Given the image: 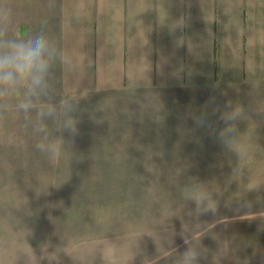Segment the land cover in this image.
<instances>
[{
	"label": "rangeland",
	"instance_id": "rangeland-1",
	"mask_svg": "<svg viewBox=\"0 0 264 264\" xmlns=\"http://www.w3.org/2000/svg\"><path fill=\"white\" fill-rule=\"evenodd\" d=\"M75 96L79 134L52 157L15 101L0 109V264H177L191 244L202 264L264 263V80ZM228 103L230 147L216 136ZM195 178L204 215L184 195Z\"/></svg>",
	"mask_w": 264,
	"mask_h": 264
},
{
	"label": "crops",
	"instance_id": "crops-1",
	"mask_svg": "<svg viewBox=\"0 0 264 264\" xmlns=\"http://www.w3.org/2000/svg\"><path fill=\"white\" fill-rule=\"evenodd\" d=\"M9 3L18 34L42 31L65 55L63 94L264 80V0Z\"/></svg>",
	"mask_w": 264,
	"mask_h": 264
},
{
	"label": "clouds",
	"instance_id": "clouds-1",
	"mask_svg": "<svg viewBox=\"0 0 264 264\" xmlns=\"http://www.w3.org/2000/svg\"><path fill=\"white\" fill-rule=\"evenodd\" d=\"M57 62H66L55 42L42 31L28 35L17 33L14 10L9 0H0V109L9 107L22 112L26 126L41 139L36 143L38 152L50 157L58 153L64 138L79 134L78 108L80 100L75 95L57 97L53 84V68ZM219 112L223 127L216 132L221 143L230 147L238 132L241 111L231 103ZM209 113L201 111L194 117L198 126H208ZM60 135H50L49 129ZM196 191L198 197L189 195ZM185 198L193 201L202 215L214 210V201L204 182L193 179L185 188ZM205 254L197 244L186 245L179 252L177 264H202Z\"/></svg>",
	"mask_w": 264,
	"mask_h": 264
}]
</instances>
